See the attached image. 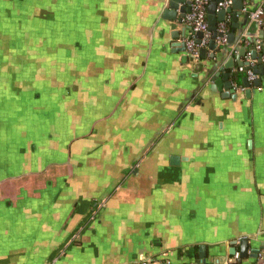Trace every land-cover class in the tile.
Masks as SVG:
<instances>
[{"label": "crops", "instance_id": "crops-1", "mask_svg": "<svg viewBox=\"0 0 264 264\" xmlns=\"http://www.w3.org/2000/svg\"><path fill=\"white\" fill-rule=\"evenodd\" d=\"M163 3L0 0V264H203L201 245L208 264L228 240L264 241V75L250 99L237 67L235 100L220 77L192 95L212 53L196 73L172 52L192 33ZM242 21L213 54L241 45L264 67Z\"/></svg>", "mask_w": 264, "mask_h": 264}, {"label": "water", "instance_id": "water-1", "mask_svg": "<svg viewBox=\"0 0 264 264\" xmlns=\"http://www.w3.org/2000/svg\"><path fill=\"white\" fill-rule=\"evenodd\" d=\"M221 0H208V5L206 8L207 13V23H208V30L211 32V38L209 39L207 46L204 48H200L198 51L197 56H193L190 53L186 51L185 42L189 38L190 32L188 31L187 27H183V31L181 33L175 34L173 37L174 39H177L178 37H181V41H175L171 43V46L175 49L172 52H182L184 57L187 59L188 62L192 63V68L195 70L196 73H199L203 67L202 60L206 59L207 51L212 53L209 56V59L212 61L211 64H204L206 66V69H204L203 72V80H200L196 84V89L191 91V94L194 95L195 91L202 87V85L210 80L214 82L212 84L211 89L216 91L217 90V84L215 83L216 78H221L222 83V89L223 92L221 93V96L224 98H231L235 100L237 94L235 93L236 82L238 80V77L234 74H232L234 67H237L242 72L247 73V71L251 70V72L257 76H263L264 75V67L260 65L261 62V56H258L256 49L249 50V55L251 61H256L258 64L251 65L249 62L241 61L240 57L245 55L246 50L241 45L237 46L235 48V51L237 55L232 58L229 57L225 59L224 61L218 59L220 58L218 56H214V51L216 49L228 50L231 48V46L235 42L234 32L233 30L236 29L239 26V23H237V18L239 16H242L243 14V21L241 26L245 27L246 25H253L259 27L261 30L259 32L258 39L256 38H247L248 42L252 46H264V24H259L257 20H253L250 18V13L259 9L258 5L254 8H250V3L247 2L248 0H232L231 5L222 10H217V3ZM190 3L191 0H164L163 3V9L161 12V17L165 20H168L170 22L177 21L179 24L182 23V19L185 16L186 13L189 12L190 9ZM264 9V7H263ZM226 15H229L232 21V31L227 34L226 43L219 44L216 42L217 37H221L222 34L217 33V26L220 23L225 22ZM185 26V25H184ZM248 35V32H246ZM249 37V36H247ZM195 42L198 44L200 42V39L202 38V34L200 32L196 33L194 35ZM259 57V58H258ZM238 71V70H237ZM202 72V71H201ZM197 74H192V77L197 78ZM262 80L260 78L255 79L252 83H249L247 81V77H244L241 79L242 86L244 88V96L247 99H250L251 94L253 90L251 89V85L254 88H260ZM153 139H149V144H151ZM148 144V145H149ZM249 144V143H248ZM146 150V146H144L137 157H135V160L139 158V155L142 154ZM177 157H171L170 162L172 165H176L178 162ZM117 182V179L114 181ZM113 186H109L106 191L101 196V199H103L106 194L112 189ZM100 199V200H101ZM251 237H240L238 239L228 240L226 242V249L221 256L213 255L210 262L208 264H264V241L259 240V243L255 245L254 247H251L252 242L250 240ZM205 246L201 245L199 247V263H203V260L205 259ZM216 250L214 249V253ZM236 256V259H234L232 262H229L230 258H234ZM145 259L147 262L152 261L154 259L153 257H146L142 256L141 259ZM139 260V262H140Z\"/></svg>", "mask_w": 264, "mask_h": 264}, {"label": "built area", "instance_id": "built-area-1", "mask_svg": "<svg viewBox=\"0 0 264 264\" xmlns=\"http://www.w3.org/2000/svg\"><path fill=\"white\" fill-rule=\"evenodd\" d=\"M231 2L232 0H221L217 3V10L228 8L231 5ZM207 5L208 0H191L189 12L182 19L183 23L189 26L191 29L192 36L185 42V46L186 51L193 56H197L199 49L204 48L211 38V32L208 30L207 23ZM263 16L264 12L262 9L255 10L250 13V18L253 20H257L259 24H261V17ZM198 32L202 34V38L197 44L195 42L194 35ZM216 32L222 34L221 37L216 38V41L219 44L225 43L228 34V28L225 22L218 24ZM257 48L259 49L260 46H258ZM246 77L249 83H252L257 78V76L251 72V70L247 71ZM234 259H236V256L234 257ZM139 264H169V262L161 259H154L147 262L142 258Z\"/></svg>", "mask_w": 264, "mask_h": 264}, {"label": "rangeland", "instance_id": "rangeland-1", "mask_svg": "<svg viewBox=\"0 0 264 264\" xmlns=\"http://www.w3.org/2000/svg\"><path fill=\"white\" fill-rule=\"evenodd\" d=\"M30 76H23L24 79L29 78ZM14 78H19V76H14ZM149 140H146V143L144 144V146H146V149L150 146ZM149 144V145H148ZM124 172V171H123ZM123 172H120L118 175H116L115 177H113L112 182H114L118 177H120L122 175Z\"/></svg>", "mask_w": 264, "mask_h": 264}, {"label": "trees", "instance_id": "trees-1", "mask_svg": "<svg viewBox=\"0 0 264 264\" xmlns=\"http://www.w3.org/2000/svg\"><path fill=\"white\" fill-rule=\"evenodd\" d=\"M227 25V24H226Z\"/></svg>", "mask_w": 264, "mask_h": 264}]
</instances>
